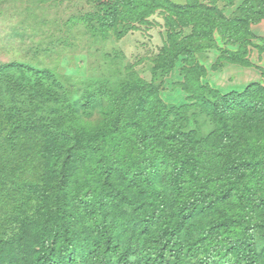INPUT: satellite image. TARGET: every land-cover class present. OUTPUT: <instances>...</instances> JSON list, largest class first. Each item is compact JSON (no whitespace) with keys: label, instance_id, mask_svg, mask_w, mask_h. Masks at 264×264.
Returning a JSON list of instances; mask_svg holds the SVG:
<instances>
[{"label":"trees","instance_id":"1","mask_svg":"<svg viewBox=\"0 0 264 264\" xmlns=\"http://www.w3.org/2000/svg\"><path fill=\"white\" fill-rule=\"evenodd\" d=\"M93 1L104 40L160 14L165 44L150 80L129 65L74 92L51 70L0 67V264H219L223 239L264 264V82L222 93L198 59L254 67L264 0ZM180 62L186 103L170 105Z\"/></svg>","mask_w":264,"mask_h":264},{"label":"rangeland","instance_id":"2","mask_svg":"<svg viewBox=\"0 0 264 264\" xmlns=\"http://www.w3.org/2000/svg\"><path fill=\"white\" fill-rule=\"evenodd\" d=\"M171 1L186 3V0ZM238 3L225 8L228 17L237 15ZM96 9L93 0L1 2L0 67L21 63L51 70L73 92L83 88L89 78H118L117 71L129 65H133L140 76L150 80L152 61L165 44L163 17L157 14L150 19L151 24L148 26L132 30L120 39L111 35L104 40L92 31L88 22ZM260 24L252 27L254 31H264V22ZM219 44L224 47L220 40ZM220 55V51L213 49L198 58L208 70L205 83L211 87L227 93L244 89L258 76V82H264V53H260L257 48H251L250 62L254 65L251 68L219 62ZM217 63L218 68L213 69ZM182 67L181 62L177 64L162 86L161 96L170 105L186 103L187 95L179 87L183 81L180 73ZM245 69L251 70L244 72ZM234 243L233 239H223L217 246V250L223 253L222 258H217L219 264H243L240 256L229 252ZM263 247L264 241H259V248Z\"/></svg>","mask_w":264,"mask_h":264},{"label":"crops","instance_id":"3","mask_svg":"<svg viewBox=\"0 0 264 264\" xmlns=\"http://www.w3.org/2000/svg\"><path fill=\"white\" fill-rule=\"evenodd\" d=\"M264 22V21H263ZM261 25V24H260ZM255 34L257 35V36H259V37H263L264 38V31H262V30H258V29H255ZM246 70H251V69H245L244 70V72H246ZM248 71V72H249ZM252 72V71H251ZM260 80V77L258 76V77H255L254 78V80H252V82H258ZM249 83H250V81H248Z\"/></svg>","mask_w":264,"mask_h":264}]
</instances>
